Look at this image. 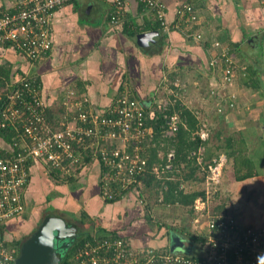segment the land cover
<instances>
[{"label": "crops", "instance_id": "obj_1", "mask_svg": "<svg viewBox=\"0 0 264 264\" xmlns=\"http://www.w3.org/2000/svg\"><path fill=\"white\" fill-rule=\"evenodd\" d=\"M121 1L124 10L114 25L110 23L113 0H73L57 9L51 21V49L36 61L25 58L7 44L0 45V79L13 85L22 76H33L40 84L51 121L65 111L69 92L77 98L86 97L93 108L102 109L125 89L142 104L151 119L155 107L172 99L171 95L163 96L162 89L167 85L178 86L179 97L174 100L185 106L183 92L189 90L192 101L185 108L198 123L202 119L212 125L219 120L232 130L239 123L240 127L235 129L241 131L244 128L242 90L249 91L251 96L258 94L261 101L258 97L255 105H264V9L260 7V0H164L169 27L175 21L176 8L182 3L191 4L197 18L185 30L170 28L169 31H163L152 12L138 0ZM15 2L0 0V12L12 10ZM146 33H152L151 38L139 42L138 38ZM197 34L200 39L195 41L192 37ZM221 53L233 61L235 68L233 82L226 88L228 92L222 96L223 101L218 103L221 95H216L215 89L224 68ZM201 91L205 92L193 97L192 94ZM228 95L234 96L232 108L227 104ZM217 103L221 105V113L215 109ZM7 148L8 144L0 136V152ZM147 155L148 161L149 151ZM162 156L163 150L158 149L157 158L163 161ZM206 161L197 159L195 164L188 163L189 168L198 170L181 183L184 193L198 192L193 188L201 182L198 174ZM154 166L152 175L158 181L174 176V171L164 172L161 164ZM183 167L182 163L180 168ZM28 171L29 180L21 194L25 210L15 221H20L19 227L31 221L40 223L47 215H57L74 226L78 234H83L81 237L86 236L84 241L96 236H118L136 248L153 247L196 256L200 251L197 238L204 229L205 214L194 208L198 216L189 226H179L178 211L167 214L174 204L158 203V194H161L157 187L140 183L126 196L105 202L99 195L100 170L95 161L84 162L74 177L67 179L52 175L43 162L30 164ZM178 174L176 180L185 172ZM203 196L194 203L204 201ZM235 216L246 226L264 224L263 213L255 221ZM160 231L171 233V238L158 242L159 234H164Z\"/></svg>", "mask_w": 264, "mask_h": 264}, {"label": "built area", "instance_id": "obj_2", "mask_svg": "<svg viewBox=\"0 0 264 264\" xmlns=\"http://www.w3.org/2000/svg\"><path fill=\"white\" fill-rule=\"evenodd\" d=\"M73 0H16L12 10L0 12V45H8L25 58L36 61L51 49L53 13ZM110 23L116 24L124 10L121 0H113ZM151 11L163 31L185 30L196 23L193 6L180 4L175 21H166L164 0H138ZM264 9V0H260ZM197 41L200 35L192 37ZM217 45V44H215ZM221 70L216 95H226L233 82L234 64L220 54ZM212 65L215 60L210 62ZM227 104L233 107V95ZM65 111L55 121L46 113L40 84L33 76H22L10 85L0 82V129H12L13 137L0 155V264H13L17 249L6 245L8 223L19 218L25 205L22 190L27 185L30 164L43 162L48 171L60 178L74 177L88 160L99 167V195L105 202L122 198L140 184L146 171L148 141L153 137L146 124L142 104L123 90L107 107L93 108L84 96L69 92ZM217 103L216 111L222 112ZM171 102L160 105L165 109ZM179 116L172 114L164 136L177 130ZM205 140L207 134L196 132ZM153 146V145H152ZM171 156V153L168 154ZM205 215L198 255H188L153 247H133L118 236H96L84 241L72 256L73 264H264V224L246 226L227 212ZM197 222V221H195Z\"/></svg>", "mask_w": 264, "mask_h": 264}, {"label": "trees", "instance_id": "obj_3", "mask_svg": "<svg viewBox=\"0 0 264 264\" xmlns=\"http://www.w3.org/2000/svg\"><path fill=\"white\" fill-rule=\"evenodd\" d=\"M6 75H4V77ZM2 79H0V82L3 85L4 80ZM153 112L154 116L151 119L146 114V124L152 129L153 137L148 141L149 157L146 171L140 176L139 182L146 187H157L159 193L162 195V202L166 204L178 203L182 207L187 208L188 212L192 214L194 201L199 196H203V193L194 192L186 194L181 189V183L188 181L196 170H198L196 167L189 168L190 164L188 163L191 161L195 164L196 158L194 156L199 148L202 147L206 149L209 140L200 139L196 134L199 128L198 121L191 111L179 105L178 102L168 105L165 109L159 105L157 108H154ZM174 113L179 116L177 130L171 137L164 136V132L167 129L168 118ZM215 134L218 136V133L215 132ZM216 135L215 137H217ZM233 135H229L225 138L224 147L228 157L232 159L234 180L236 182H242L264 176V139L261 134L258 135V133L254 131V127L245 126L241 131H237ZM0 136L9 145L13 137V130L10 128L4 130L0 129ZM158 149L163 150V161L157 158ZM170 150H172V152H170ZM170 153H172L171 156H168ZM182 163L185 167L180 168ZM157 164L162 165L164 172L174 171V173H172L174 176L170 175L172 178L169 177V179L158 181L157 177L152 175L153 168L155 167L154 165ZM167 165H170V167L166 168ZM177 170H181L178 173L185 172L183 176H180L181 179L179 180L175 179V176L179 175L176 173ZM51 174L55 175L52 171ZM20 217H22V215ZM14 221L17 220L14 219ZM7 232L8 230H6V233ZM82 235L83 234H78L76 231V238L63 252L60 264H73L72 256L84 242V238H86V236L81 237ZM197 241L201 243V238H197ZM22 242L21 237L15 235L14 238L7 240L5 243L7 246L16 247L19 251ZM18 251L17 254L19 253Z\"/></svg>", "mask_w": 264, "mask_h": 264}, {"label": "rangeland", "instance_id": "obj_4", "mask_svg": "<svg viewBox=\"0 0 264 264\" xmlns=\"http://www.w3.org/2000/svg\"><path fill=\"white\" fill-rule=\"evenodd\" d=\"M243 90H242V119H241L242 127L252 126L254 127V131L257 132L258 135L261 134V136L263 137L264 105L259 104L256 106L255 102L256 100H258L259 95L256 94L255 96H251L248 95L249 91L244 90L246 92L245 93ZM162 91H163V96L165 94L169 97L170 95L172 96L171 97L172 99H170L171 104H174L176 102L174 99H177L179 97V95L177 94L179 93L178 86L167 85L165 89L164 88L162 89ZM204 92L205 91H201L198 94H192V95L193 97H198L202 95ZM225 92L228 91L225 90ZM183 94L185 96H183L182 100L184 104H186L185 106L190 107L189 102L192 101V96H190L189 90L183 92ZM169 101L166 100L163 102L169 103ZM260 101H261V97H259V102ZM181 106L183 105L181 104ZM245 107H247V109H245ZM200 120H201V124L198 123L199 128L197 132H200V130L203 129V132L205 131V133L207 134L206 139H208L209 142L206 149L200 148L196 153V155L194 156L195 158L198 159V162L201 161L203 162L205 159H207V161L205 162L206 165H203L204 168L201 170L200 174H198L200 178L199 180L201 182L200 183L198 182L193 189H197L196 191L198 192H203L205 199L204 201H196L193 205V210H195L194 208L203 209L205 207L207 211H209L210 213L227 211V213L229 214L232 213L234 215L241 216L242 220L243 218H245L248 221L258 220L259 213L264 214V176H259L242 182H236L234 180V175H233L232 159L228 157L226 149L224 147L225 138L228 137L229 135H233L234 133H236L235 128L239 126V123H237V126L234 125L232 130L226 127L225 124H222V122H220L219 120L214 121L212 125L208 124L207 120H202V119ZM215 132L218 133V136L215 134ZM215 135L217 137H215ZM170 152H172V150ZM157 199H158L157 200L158 203L162 202L161 195L158 194ZM158 203L155 204L158 205ZM213 209L214 210L219 209V211L216 210L217 211L216 212L213 211ZM171 211L173 212L178 211L176 218L178 220L177 223H179V226L180 225L189 226V223L193 222V218L198 216L196 211H194L191 215L188 212L187 208L182 207L178 203L177 205L174 204V207L169 208L167 210V214L168 213L173 214V212ZM19 222L10 221L8 223L9 231L6 233L7 240L14 238L16 235L17 237H21L22 241H24L39 225V220L38 222L31 221L27 224L23 223L21 224L20 227L17 224ZM190 231L191 228L187 229V232L190 233ZM162 232L164 234H159L161 238L157 239L158 242L160 241L166 242L171 238L172 236L171 233H166L165 231ZM70 241L71 240H66L65 242H58V245L62 247V250L65 251L66 247H64V245L68 243V245L70 246L71 242H73L74 240L71 242Z\"/></svg>", "mask_w": 264, "mask_h": 264}, {"label": "water", "instance_id": "obj_5", "mask_svg": "<svg viewBox=\"0 0 264 264\" xmlns=\"http://www.w3.org/2000/svg\"><path fill=\"white\" fill-rule=\"evenodd\" d=\"M151 36L152 33H146L143 37H139L138 41L146 42ZM75 238L74 226L68 225L57 215H47L22 242L13 264H60L64 250L58 242L72 241ZM172 242L174 243V239ZM64 247L67 249L68 243Z\"/></svg>", "mask_w": 264, "mask_h": 264}, {"label": "flooded vegetation", "instance_id": "obj_6", "mask_svg": "<svg viewBox=\"0 0 264 264\" xmlns=\"http://www.w3.org/2000/svg\"><path fill=\"white\" fill-rule=\"evenodd\" d=\"M73 241V240H72Z\"/></svg>", "mask_w": 264, "mask_h": 264}]
</instances>
